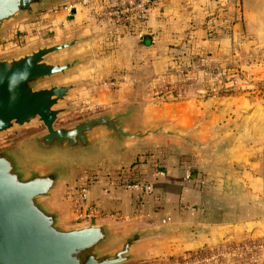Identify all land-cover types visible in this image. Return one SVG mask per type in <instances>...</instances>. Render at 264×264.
<instances>
[{"label": "crops", "instance_id": "1", "mask_svg": "<svg viewBox=\"0 0 264 264\" xmlns=\"http://www.w3.org/2000/svg\"><path fill=\"white\" fill-rule=\"evenodd\" d=\"M123 1L86 0L52 22L79 23L80 34L100 31L104 38L108 20L86 14L97 3ZM117 31L107 43L111 67L97 71L99 78L110 72L116 87L94 82L91 69L93 81L71 92L68 103L100 112L135 101L138 123L182 136H151L118 156L102 142L95 162H72L73 177L55 198L65 223H73L70 195L84 186L100 213L116 215L94 220L160 227L159 237L143 241L130 261L263 237L264 106L245 93L216 94L204 83V68L217 64L264 76V0H154L139 30ZM79 71L70 80L80 81ZM133 162L137 181H146L149 190L122 183L120 175Z\"/></svg>", "mask_w": 264, "mask_h": 264}, {"label": "water", "instance_id": "2", "mask_svg": "<svg viewBox=\"0 0 264 264\" xmlns=\"http://www.w3.org/2000/svg\"><path fill=\"white\" fill-rule=\"evenodd\" d=\"M54 1L0 0V37L11 23L32 18ZM96 35L74 30L56 42L0 54V134L41 123L43 131L22 146H31L47 160L25 167L15 147L0 150V264H120L133 259L143 241L160 235L158 229L142 225L122 231L106 220L67 224L55 204L72 162H95L102 142L118 156L129 144H144L151 136H182L162 125L138 123L135 101L55 125L61 114L74 108L68 97L80 85L65 78L91 59L89 52H74Z\"/></svg>", "mask_w": 264, "mask_h": 264}, {"label": "rangeland", "instance_id": "3", "mask_svg": "<svg viewBox=\"0 0 264 264\" xmlns=\"http://www.w3.org/2000/svg\"><path fill=\"white\" fill-rule=\"evenodd\" d=\"M85 1L86 0H57L49 2L45 6L39 8L32 18H23L11 23L4 31L5 36L0 37V54L20 50L34 43L56 42L60 39L67 38L74 30H78L80 33L78 28L79 23L74 24L71 27H67L63 25V23L52 21H54V16L65 12L69 13L72 7L74 8L76 6L86 4L87 2L85 3ZM124 4L125 1L118 5L122 6ZM115 6L116 4L110 5L106 3H97L89 10L88 15L86 14L87 17H91L93 19H107L108 24H103L102 29L107 30L108 34L104 38L100 37L99 35L101 32L97 30L98 35L94 36V40L92 41L93 45H86L88 49L86 46H80L74 52L75 54H82L86 52L91 53V59L88 64L81 67L80 71L78 70L80 73V81H78L80 82L79 86H81L86 79H91L93 81V79L88 75V71L91 69H93L94 73H96L94 76V82L100 84V86H104L105 89H111L117 85L114 84L113 79L110 77V72H106V77L104 76L99 78L97 76V71H104L108 68L109 65L106 58H108V53H112V48L107 47V43H112L113 35L118 36L117 29L121 30L122 27H124V21L125 19H129V16L126 18L123 17L122 21L118 23L110 17H96L92 14L93 11L113 8ZM139 23L141 24L143 21H140ZM23 25L28 26L22 27ZM118 26H120L121 29L118 28ZM125 26L129 27V24L126 23ZM114 29L115 31L113 32ZM19 35H26V37L21 41V43L12 45V43L18 42ZM119 35L121 36V34ZM110 67L111 66H109V68ZM183 68L187 67L184 66ZM204 70L206 74L204 83L206 86L212 88L216 94L241 92L245 93L244 96L247 100L258 101L262 106H264V76L256 77L253 74L250 76L244 75V72L240 71L239 68L236 70L225 69V67H220L217 64L206 65ZM183 72L185 71L183 70ZM70 78H72V76L65 78V80ZM70 105H74V108L67 113L61 114L56 120L55 125L67 124L76 119L95 113L94 111L82 110L80 105L77 103H72ZM43 129L42 124L39 122H33L20 127H13L0 134V150L15 147L16 150L14 153L17 158L19 157V161L25 167H28L31 164L43 163L44 161L46 163L47 160L36 154L32 150L31 146H22V143L26 138L39 134L43 131ZM70 176L73 177L72 174ZM114 221H117L116 224L121 227L122 231H126L133 227V224L131 225L128 222L121 221V219H115ZM147 227L156 228L161 233L160 227ZM151 239L154 238H149L147 241ZM263 241L264 236L258 239L245 241L243 243H234V241L232 243H222L220 245L190 251L178 256H169L160 259H152L150 256L143 258L140 262H137L138 260H132L120 264H148L147 262H150V264H264V249L253 248L255 244Z\"/></svg>", "mask_w": 264, "mask_h": 264}, {"label": "built area", "instance_id": "4", "mask_svg": "<svg viewBox=\"0 0 264 264\" xmlns=\"http://www.w3.org/2000/svg\"><path fill=\"white\" fill-rule=\"evenodd\" d=\"M154 0H125L124 5H116L113 8H105L93 11V15L96 17H110L114 19L115 22L120 23L127 16L133 17L137 22L144 21L148 16V11L151 8ZM18 42L12 43L19 44L26 37V35H19ZM155 174H162V171H155ZM185 179L190 180V175L185 174ZM127 187L135 188L141 187L143 190L147 191L150 189V185L145 181H133L126 184ZM71 214L70 220L73 223H80L89 220H94L98 218H116V215L112 213H100L96 205L87 201L86 188L80 186L72 193L69 197ZM264 249V241L257 243L253 248Z\"/></svg>", "mask_w": 264, "mask_h": 264}, {"label": "trees", "instance_id": "5", "mask_svg": "<svg viewBox=\"0 0 264 264\" xmlns=\"http://www.w3.org/2000/svg\"><path fill=\"white\" fill-rule=\"evenodd\" d=\"M129 19H125V23H124V27H122V31L126 34H129L132 32V30H139L140 28V23L137 22L133 17H128ZM126 23L129 24V27L125 26ZM134 162L131 163L126 171H124L121 175H120V178L124 181L122 182L123 184H127V183H130V182H133V181H137L138 178H137V171H136V168L134 167Z\"/></svg>", "mask_w": 264, "mask_h": 264}]
</instances>
